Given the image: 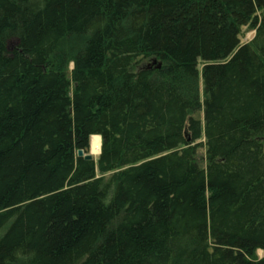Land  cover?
<instances>
[{
    "label": "trees",
    "instance_id": "1",
    "mask_svg": "<svg viewBox=\"0 0 264 264\" xmlns=\"http://www.w3.org/2000/svg\"><path fill=\"white\" fill-rule=\"evenodd\" d=\"M0 264H264V0H0Z\"/></svg>",
    "mask_w": 264,
    "mask_h": 264
},
{
    "label": "rangeland",
    "instance_id": "2",
    "mask_svg": "<svg viewBox=\"0 0 264 264\" xmlns=\"http://www.w3.org/2000/svg\"><path fill=\"white\" fill-rule=\"evenodd\" d=\"M253 35H254V31L253 30H247L246 27H242V29H241V40H242V42L249 41L250 39L253 38ZM200 88H201V81H200ZM87 154H91L93 156L94 160L97 159L98 152L93 154L91 152V148H90V150H89V152ZM257 255L259 257L262 256V251L261 250H257Z\"/></svg>",
    "mask_w": 264,
    "mask_h": 264
},
{
    "label": "bare ground",
    "instance_id": "3",
    "mask_svg": "<svg viewBox=\"0 0 264 264\" xmlns=\"http://www.w3.org/2000/svg\"><path fill=\"white\" fill-rule=\"evenodd\" d=\"M90 148L91 152L93 154L97 153L99 154L100 151V136L98 135H92L90 138Z\"/></svg>",
    "mask_w": 264,
    "mask_h": 264
},
{
    "label": "water",
    "instance_id": "4",
    "mask_svg": "<svg viewBox=\"0 0 264 264\" xmlns=\"http://www.w3.org/2000/svg\"><path fill=\"white\" fill-rule=\"evenodd\" d=\"M155 62H156V60L154 59L152 61V63L155 64ZM159 66H160V63L157 64V67H159ZM77 156L83 157L85 160H94V158L91 154H86V153H84L83 150H80V149L77 151Z\"/></svg>",
    "mask_w": 264,
    "mask_h": 264
}]
</instances>
